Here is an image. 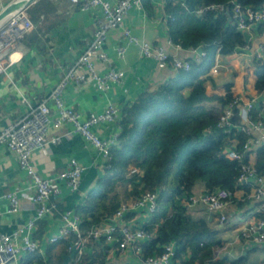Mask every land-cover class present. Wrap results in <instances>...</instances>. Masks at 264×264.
I'll return each mask as SVG.
<instances>
[{"label":"trees","instance_id":"trees-1","mask_svg":"<svg viewBox=\"0 0 264 264\" xmlns=\"http://www.w3.org/2000/svg\"><path fill=\"white\" fill-rule=\"evenodd\" d=\"M51 2L36 0L28 8L30 16L50 9ZM235 2L243 7L264 5V0H165L170 40L186 49L201 46L205 54L199 61L189 59V70H178L169 80L121 106L122 116L117 121L121 132L110 149L105 172L76 211L84 245L71 264L112 261L113 257H106L111 244L104 237H89L88 231L108 222L122 203L136 202L148 192L157 194L158 204L141 225L151 234L142 243L143 256L138 253L142 259L161 254L173 243L181 264H248L244 258L219 256L221 231L207 218L210 211L198 204L187 205L198 185L205 190L228 189L232 201L235 190L246 185L238 181L241 164L248 160L244 145L252 137L239 114L244 102L238 95L208 91V83L214 82L209 73L218 55L240 52L249 45L233 17ZM212 5L224 9H212ZM255 66L254 87L260 93L264 91V57H256ZM230 104V124L221 126L220 117ZM261 110L254 104L249 109L250 119L264 124ZM232 148L243 153L242 160L226 156ZM254 166L264 176V144L256 149ZM135 212H127L125 219ZM76 240L77 235L72 234L62 238V244L70 249ZM54 248L48 246L47 256L26 254L19 264H63L59 256H52Z\"/></svg>","mask_w":264,"mask_h":264},{"label":"crops","instance_id":"crops-1","mask_svg":"<svg viewBox=\"0 0 264 264\" xmlns=\"http://www.w3.org/2000/svg\"><path fill=\"white\" fill-rule=\"evenodd\" d=\"M12 1L0 0V6H6ZM51 1L50 9L34 14V28L12 54L13 63L7 73L0 75V129L22 117L30 110L31 105H37L48 96L66 69L75 63L88 46L93 38L97 19L103 15L101 8L82 9L80 4L70 0ZM109 1L115 3L117 0ZM125 26L134 35L155 46L164 47L169 53H177L187 59L197 58L200 54L197 49L179 48L170 40L165 18V0H146L142 6L131 7ZM247 32L250 34V41L245 49L229 55H218L215 64L219 65V72L210 71L214 82L208 83V91L224 96L238 95L244 103L252 101L264 111V91L259 93L254 87L255 61L264 45V22L255 24ZM120 46L125 48L123 57L118 53ZM105 48L113 65L123 69L126 75L106 92L99 91L94 83L69 84L64 93L65 103L79 111L83 118L103 111L109 104L121 107L124 103L132 102L144 90L154 88L178 74L174 68H159L154 58L144 57L138 44L129 42L121 28L109 32ZM50 106L53 110L52 117L56 118L58 112L52 103ZM94 130L105 139L114 134L120 135L121 132L117 121L102 122ZM250 133L252 141L247 161L254 164L256 149L264 144V124L259 128L251 127ZM53 135L61 136V140L56 143L48 142L42 151L33 154L38 171L42 174H55L62 171L72 158H76L85 167V171L77 190H71L65 182L60 181L62 193L54 200L57 209L39 220L32 234L40 243L39 253L47 256L48 246H54L52 256H59L64 263L63 256L70 254L71 250L64 247L62 239L52 242L51 238L61 231L62 213L71 210L77 214L78 206L97 187L105 172L106 158L81 134L76 133L69 123L61 126L52 123L47 138ZM253 187L254 184L246 183L235 190L233 201L226 209L227 220L223 224L217 214L209 212L207 218L212 219L221 231L222 245L217 248L219 256L244 258L248 264H264V245L245 238L241 233L247 222L264 218L260 202L253 197ZM204 190L198 185L195 193ZM5 192H16L20 197V210L16 213L8 212V199L0 197V232L11 234L32 219L36 205L33 201L32 181L26 170L19 165L15 153L1 145L0 196ZM148 217L147 212L141 209L136 210L127 221L142 225ZM24 255L26 254L16 258L17 264ZM112 257L116 264H145L141 255L132 249L118 252L114 247ZM112 261L108 264H112Z\"/></svg>","mask_w":264,"mask_h":264},{"label":"built area","instance_id":"built-area-1","mask_svg":"<svg viewBox=\"0 0 264 264\" xmlns=\"http://www.w3.org/2000/svg\"><path fill=\"white\" fill-rule=\"evenodd\" d=\"M16 1L27 0H13L10 3ZM70 1L80 4L82 9L101 8L103 15L97 19L94 35L88 46L79 55L75 63L66 69L48 96L38 102L37 105H31L30 110L22 117L0 129V146L4 145L14 152L19 165L26 170L32 181L33 201L36 205L34 216L26 224L18 227L11 234L0 232V264H5L10 257L17 258L23 254L39 252L40 243L33 237L32 233L39 220L52 214L57 209V203L54 200L62 193L60 181L65 182L71 190H77L82 182L85 167L76 158L70 159L67 166L55 174H42L36 168L33 154L36 151H42L48 142L56 143L61 140L59 135L47 138L50 125L52 123L56 126L65 123L71 124L74 131L81 134L88 143L95 147L106 158V161L109 160L111 147L117 143L118 134L105 139L99 136L94 127L102 122L118 121L122 116L120 106L109 104L103 111L91 113L89 117L83 118L79 111L66 105L64 98L65 90L69 84L94 83L99 91L106 92L114 83L120 82L125 77V71L113 65L105 48L109 32L121 28L123 35L129 42L138 44L142 55L154 58L159 68L172 67L177 71L191 68L189 59L177 53H169L164 47L155 46L151 42L141 39L125 26L130 8L142 6L145 0H117L115 3L109 0ZM33 3L18 7L0 21V75L7 73L8 68L13 63L12 54L21 46L26 35L35 26L28 10ZM6 6L1 5L0 12ZM211 8L224 9L223 6L218 5H212ZM232 12L238 29L244 32L251 29L255 24L264 22V5L257 8L243 7L239 2H235ZM177 46L181 48L180 45ZM118 53L123 57L125 48L120 46ZM204 54L202 51L196 59L199 61L200 56ZM257 57H264V45H262ZM210 71L211 73H218L219 65L214 64ZM50 103L54 105L58 112L56 118L52 117L53 110ZM253 105L252 101L244 103L239 113L242 121L248 124V133H250L251 127L259 128L263 125L261 121L250 119L249 109ZM232 115L233 109L230 104L220 117L219 124L221 126L230 124ZM251 141L252 139H249L245 143V149L250 147ZM226 156L230 159H243V153L233 148L227 151ZM240 168L239 183L254 184L253 197L260 202V211L264 213V176L259 175L254 164L248 161L243 162ZM132 171H136V169H132ZM231 196V192L225 188L204 190L192 194L188 198L187 205L205 206L210 213L217 214L220 223L223 224L227 220L226 209L232 201ZM0 197L8 199V212H19L20 197L16 192H5ZM157 204V194L154 192L144 194L136 202L122 203L108 222L93 227L88 231V236L94 239L104 237L111 244L106 249L108 259L111 258L114 247L122 252L132 249L142 254V243L148 241L151 234L141 225L128 222L125 215L127 212L141 209L145 210L147 214L152 213L157 209ZM61 216L63 221L61 231L59 235L53 236L51 241L57 242L62 238L75 234L77 240L73 245L77 247V251L81 252L84 238L81 233L79 216L72 213L71 210L64 211ZM241 231L245 238L264 245V218L247 222ZM72 246H70V250ZM175 256V245L169 243L161 254L145 257L144 263L181 264Z\"/></svg>","mask_w":264,"mask_h":264},{"label":"water","instance_id":"water-1","mask_svg":"<svg viewBox=\"0 0 264 264\" xmlns=\"http://www.w3.org/2000/svg\"><path fill=\"white\" fill-rule=\"evenodd\" d=\"M36 0H27V1H16L13 3H10L7 5L1 12H0V21H2L4 18H6L9 14L14 12L18 7L25 5V4H30L33 3ZM246 40L249 42L250 41V34L245 31L244 32ZM203 51V48L200 46L197 48V52L201 53ZM77 253V247L72 246L71 253L70 254H65L63 256L64 258V263L63 264H71L73 257ZM5 264H17V259L15 257H10Z\"/></svg>","mask_w":264,"mask_h":264}]
</instances>
